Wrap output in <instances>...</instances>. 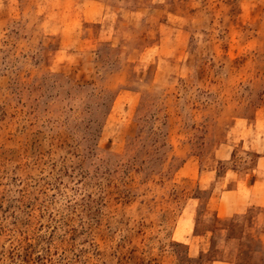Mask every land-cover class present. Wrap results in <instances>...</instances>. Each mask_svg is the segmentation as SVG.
Segmentation results:
<instances>
[{"label":"rangeland","instance_id":"obj_1","mask_svg":"<svg viewBox=\"0 0 264 264\" xmlns=\"http://www.w3.org/2000/svg\"><path fill=\"white\" fill-rule=\"evenodd\" d=\"M263 155L264 0H0V264H264Z\"/></svg>","mask_w":264,"mask_h":264},{"label":"crops","instance_id":"obj_2","mask_svg":"<svg viewBox=\"0 0 264 264\" xmlns=\"http://www.w3.org/2000/svg\"><path fill=\"white\" fill-rule=\"evenodd\" d=\"M257 163V168H261L262 170H259V171H262L264 172V155L263 156H260L258 158V161L256 162ZM251 192H252V195L250 197V201L245 203V202H242V203H239L237 202L235 205H233L232 207L237 210H239L242 206V208H246V206H259V205H264V183L262 182H259L257 180H255L253 182V184H251V188H250ZM236 210V211H237Z\"/></svg>","mask_w":264,"mask_h":264}]
</instances>
